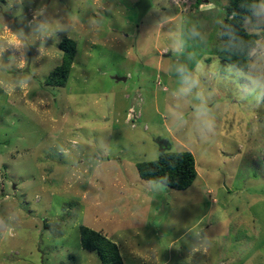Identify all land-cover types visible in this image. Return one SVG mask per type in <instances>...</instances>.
<instances>
[{"label":"rangeland","instance_id":"1","mask_svg":"<svg viewBox=\"0 0 264 264\" xmlns=\"http://www.w3.org/2000/svg\"><path fill=\"white\" fill-rule=\"evenodd\" d=\"M138 2L0 0V33L25 45L0 41V264H102L82 226L124 264H264V101L218 57L229 0H152L140 21ZM64 36L78 44L69 80L47 85ZM181 64L204 72L215 126L203 137L198 101L175 95ZM160 140L194 154L191 187L140 177Z\"/></svg>","mask_w":264,"mask_h":264},{"label":"trees","instance_id":"2","mask_svg":"<svg viewBox=\"0 0 264 264\" xmlns=\"http://www.w3.org/2000/svg\"><path fill=\"white\" fill-rule=\"evenodd\" d=\"M263 0H229L225 7V19L221 27L218 46V57L228 64L243 65L245 58L241 54L229 55L225 50V45L229 42V36L226 34L229 29H235L237 34L245 36L246 17H253L250 6L260 5ZM202 0H196L200 4ZM251 39V37H245ZM77 42L75 39L64 36L59 44L63 52L62 61L50 73L46 79L47 85L66 86L72 70L73 63L77 55ZM170 145V142L166 140ZM166 147L164 152H160L155 160L141 161L136 164L141 178L159 182L171 189L185 190L192 186L198 172L196 169V159L189 150L172 151ZM81 244L84 249L96 251L102 261V264H124L121 251L116 242L112 241L105 234L89 228L81 227Z\"/></svg>","mask_w":264,"mask_h":264},{"label":"clouds","instance_id":"3","mask_svg":"<svg viewBox=\"0 0 264 264\" xmlns=\"http://www.w3.org/2000/svg\"><path fill=\"white\" fill-rule=\"evenodd\" d=\"M250 11L256 19L253 21L251 17L245 18L252 25L250 29H245V36L238 35L236 30L231 28L226 33L229 36V42L225 45V50L229 55H243L245 63L242 66L229 64L225 72L229 79L237 84L238 90L245 94V98L254 96L256 102L259 103L264 101V4H253L250 6ZM38 28L42 32L49 31L43 23L38 25ZM191 35L198 36L200 33L193 30ZM245 37H251V39H246ZM0 41H3L6 47L14 49L25 47L24 41L9 27H5L4 32L0 33ZM4 50V47H0V53ZM178 50L179 48L176 44L171 47V51L174 54ZM176 72L180 78V87L175 95L177 99H186L189 96H194V99L198 101V103L192 105V108L196 126L201 137H203L205 132L213 130L215 126L208 97L200 90L201 77L204 72L200 68L195 71L190 70L184 64L178 65ZM2 83L4 82L0 81V84ZM172 116L174 122L181 125L186 123L183 113L174 111Z\"/></svg>","mask_w":264,"mask_h":264},{"label":"water","instance_id":"4","mask_svg":"<svg viewBox=\"0 0 264 264\" xmlns=\"http://www.w3.org/2000/svg\"><path fill=\"white\" fill-rule=\"evenodd\" d=\"M153 7V2L152 0H139V2L136 4V8L138 9L139 12V21L142 20L144 15ZM116 81H126L127 77H119V76H114L113 77ZM160 147H161V152H164L166 150V147L169 145L166 143V140H160L158 141Z\"/></svg>","mask_w":264,"mask_h":264}]
</instances>
